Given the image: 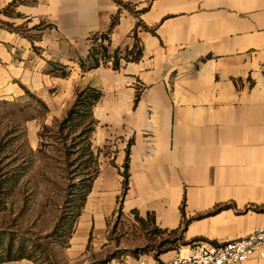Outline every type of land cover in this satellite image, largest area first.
<instances>
[{
	"label": "crops",
	"instance_id": "0c3cea01",
	"mask_svg": "<svg viewBox=\"0 0 264 264\" xmlns=\"http://www.w3.org/2000/svg\"><path fill=\"white\" fill-rule=\"evenodd\" d=\"M120 1L0 0V87L45 89L56 67L79 71L85 90L100 93L97 140L118 138L119 152L114 166L104 159L92 196L117 201L129 152L127 222L178 233L158 259L250 235L264 226V0ZM119 12L108 50L131 51L140 21L138 60L86 69L89 38L106 34Z\"/></svg>",
	"mask_w": 264,
	"mask_h": 264
},
{
	"label": "rangeland",
	"instance_id": "374dc122",
	"mask_svg": "<svg viewBox=\"0 0 264 264\" xmlns=\"http://www.w3.org/2000/svg\"><path fill=\"white\" fill-rule=\"evenodd\" d=\"M8 27L31 35L24 25ZM63 73L68 72L55 67L52 85L45 89L20 82L19 87H0V232L4 247L12 243L14 253L23 248L32 257L12 263L158 259L177 244L178 233L157 232L149 222L140 226L127 222L124 191L114 203L106 197L93 198V184L107 170L104 159L114 166L110 159L119 152L118 138L97 140L98 122L86 106L76 107L78 94L85 90L79 71L66 77ZM124 174L125 168L121 173L125 181ZM98 209L101 213L94 215ZM90 225L85 250L72 255L79 233Z\"/></svg>",
	"mask_w": 264,
	"mask_h": 264
},
{
	"label": "built area",
	"instance_id": "2783aa9c",
	"mask_svg": "<svg viewBox=\"0 0 264 264\" xmlns=\"http://www.w3.org/2000/svg\"><path fill=\"white\" fill-rule=\"evenodd\" d=\"M89 38V53L94 49L101 50L103 47L108 48V41L100 35L96 38ZM125 53L121 52V63ZM101 66L113 67L114 53L108 52L104 56L98 55ZM93 62V59L90 60ZM89 61V62H90ZM258 256L264 258V226L257 228L248 236L225 240L215 243L201 242L196 245L185 256H176L169 260L153 259L148 256L130 257L114 259L107 264H244L252 257Z\"/></svg>",
	"mask_w": 264,
	"mask_h": 264
},
{
	"label": "trees",
	"instance_id": "16d2710c",
	"mask_svg": "<svg viewBox=\"0 0 264 264\" xmlns=\"http://www.w3.org/2000/svg\"><path fill=\"white\" fill-rule=\"evenodd\" d=\"M115 1L118 5H120L121 7H124V4L122 1H120V0H115ZM127 9H129L132 13H134L133 10L128 5H127ZM134 14H135V16H138L137 12H135ZM119 20H120V12L113 17L111 25H110L108 32L106 34H96V35H94L93 38H96L97 36L100 35L103 39H108L109 34H111L113 32V30L115 29V27L119 23ZM141 26H142L141 22L140 21L137 22L136 28L133 32L134 33L133 37L135 38L136 45H134V47L131 51L126 50L125 55L123 57V59L126 62H129L132 60L133 61L138 60V58L141 54V49L138 47L139 39L137 38V31H138V28ZM108 52H109V50L107 47H103L101 50L94 49L88 55L87 62L89 64L86 66L84 64V67L86 69H89V70L99 67L100 63L98 60V55L102 53L104 56H106V55H108ZM121 52L122 51H120V49H117L114 51L115 61L113 64V69H115V70H119L121 68V57L119 56ZM91 59H93V62L90 61ZM62 76L65 77V76H67V74L63 73ZM100 96L101 95L99 92L88 88V89H86V90H84L78 94L76 107L80 106V105L86 106L87 109L89 110L91 116H92V110H93L94 106L96 105V103L99 101ZM128 163H129V152L127 155L126 163L124 165V168H125L124 192H125V194L127 192L128 185H129L128 173H127L128 168H129ZM228 208H230V205L218 207L214 212H219L220 210L228 209ZM80 215H81V213L79 212L77 214V216H80ZM156 231L163 233L162 231H158V230H156ZM3 241H5V236H3V233L0 232V264H5V263L13 262V261H20L23 259H31L32 258L31 256H27L26 251L23 248H20L18 252L14 253L13 244L11 243L9 245V247H7V246L4 247ZM10 241H12V240H10Z\"/></svg>",
	"mask_w": 264,
	"mask_h": 264
}]
</instances>
